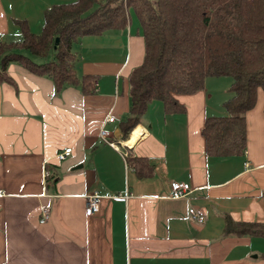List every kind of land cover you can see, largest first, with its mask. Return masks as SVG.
Masks as SVG:
<instances>
[{"label": "crops", "instance_id": "crops-1", "mask_svg": "<svg viewBox=\"0 0 264 264\" xmlns=\"http://www.w3.org/2000/svg\"><path fill=\"white\" fill-rule=\"evenodd\" d=\"M73 1L0 0V44L21 40L22 21L40 33L46 9ZM144 51L130 10L125 28L84 35L72 45L77 77H93L90 92L79 85L57 92L50 78L8 65L13 83H0V264H264L263 237L222 236L226 216L264 223L263 91L246 113L241 154L205 151L206 118L228 115L223 102L232 81L222 76L176 95L180 112L152 101L124 139L128 75ZM108 115L116 120L106 122ZM137 129L138 139L128 144ZM68 146L72 153L58 160ZM124 152L146 157L151 174L139 177ZM173 181L187 182L189 193L171 198ZM94 191L100 210L86 215V196ZM191 205L204 213L203 222L190 219ZM44 206L50 214L40 223Z\"/></svg>", "mask_w": 264, "mask_h": 264}, {"label": "trees", "instance_id": "trees-1", "mask_svg": "<svg viewBox=\"0 0 264 264\" xmlns=\"http://www.w3.org/2000/svg\"><path fill=\"white\" fill-rule=\"evenodd\" d=\"M130 10L140 22L145 51L142 63L128 75L131 106L130 116L121 123L124 139L152 101H160L168 112H180L183 106L176 95L202 89L208 76H230V96L223 102L228 115L207 117L201 133L210 156L243 153L246 113L256 104L258 90L264 93V0H75L56 4L44 12L40 33H32L22 21L21 40L0 44V83H13L7 73L13 62L50 78L57 92L78 85L90 92L93 77H77L72 45L84 35L125 28ZM22 51L41 58L53 51L54 56L39 63ZM126 162L139 177L151 174L146 157L127 156ZM46 179L57 181L49 174ZM222 236L264 238V223L235 222L226 216Z\"/></svg>", "mask_w": 264, "mask_h": 264}, {"label": "built area", "instance_id": "built-area-1", "mask_svg": "<svg viewBox=\"0 0 264 264\" xmlns=\"http://www.w3.org/2000/svg\"><path fill=\"white\" fill-rule=\"evenodd\" d=\"M116 120V117L113 115H108L106 118V122H114ZM100 136L105 140L108 141L107 138L109 136V133L106 129L101 128L100 130ZM112 146H114L117 150H119L118 146H115L114 143L109 142ZM72 153L71 147H64L61 151L57 152L56 157L58 160H64L66 159L70 154ZM124 156H127V152H124ZM190 191V185L187 182H178L173 181L171 182V193L170 197L174 199H178L181 197L186 196ZM128 198V195L125 196H114L113 199L115 200H121L124 201ZM100 200L101 195L94 191L86 196V203H85V214L86 215H93L97 213L100 210ZM189 216L192 221L196 222H203L205 219L204 213L197 207L191 205L189 207ZM50 209L49 207H42L40 211V223H45L47 219L49 218Z\"/></svg>", "mask_w": 264, "mask_h": 264}, {"label": "rangeland", "instance_id": "rangeland-1", "mask_svg": "<svg viewBox=\"0 0 264 264\" xmlns=\"http://www.w3.org/2000/svg\"><path fill=\"white\" fill-rule=\"evenodd\" d=\"M151 1L154 2V0H151ZM22 52L24 54L28 55L29 57H31L32 60L35 61V62L49 61V60H52L53 56H54L53 51L50 52L46 58H41V57L34 56V55L30 54L27 51H22ZM222 79H229L230 81H232V78L230 76H222Z\"/></svg>", "mask_w": 264, "mask_h": 264}, {"label": "bare ground", "instance_id": "bare-ground-1", "mask_svg": "<svg viewBox=\"0 0 264 264\" xmlns=\"http://www.w3.org/2000/svg\"><path fill=\"white\" fill-rule=\"evenodd\" d=\"M140 132H141V129L135 130L134 133L131 135V138L127 141V143L131 144L134 140L138 139Z\"/></svg>", "mask_w": 264, "mask_h": 264}, {"label": "water", "instance_id": "water-1", "mask_svg": "<svg viewBox=\"0 0 264 264\" xmlns=\"http://www.w3.org/2000/svg\"><path fill=\"white\" fill-rule=\"evenodd\" d=\"M56 41H58V38H56Z\"/></svg>", "mask_w": 264, "mask_h": 264}]
</instances>
